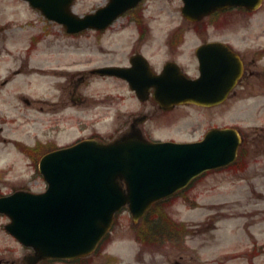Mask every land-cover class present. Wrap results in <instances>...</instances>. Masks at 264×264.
<instances>
[{"label":"flooded vegetation","instance_id":"af4514ba","mask_svg":"<svg viewBox=\"0 0 264 264\" xmlns=\"http://www.w3.org/2000/svg\"><path fill=\"white\" fill-rule=\"evenodd\" d=\"M12 1L23 5L28 13H39L29 0ZM107 1L103 0L83 13L74 10L76 0L70 1L69 7L83 17ZM150 1L153 0H137L104 27L73 32L67 31L62 22L41 16L46 23V26L40 27L41 31L46 37L50 36L49 40L46 39L49 58H54L56 53L62 55L64 51L92 52L94 49L100 55L111 52V41H105L104 36L113 29L112 33L128 34V37L121 36L118 44L124 46L119 50L127 49V52L122 57L123 61H113L110 54L105 55L104 59L96 55L91 59V56L81 57L85 60L83 62L73 58V61L59 67L55 64L19 66L13 71L14 75L24 72L30 76L46 72L50 78L48 97L30 93L26 95L22 89H14V93H19V103L25 109H31L34 120L46 122V132L34 133L31 142L19 143L22 151H26L28 164L38 167L41 157L47 152L81 140L107 142L133 134L151 141H196L212 128L231 126L228 122V106L231 102L240 103L238 108L243 114L242 118L246 117V112H249V118H260L264 111V0L259 5L251 0L246 3L178 0L174 13L158 17L147 14ZM124 2L120 0L118 3ZM186 3L191 7L207 6L210 9L199 17L190 18L182 12ZM21 8L13 5L9 13L14 16L5 14L6 22L21 21ZM29 16H25L24 21L31 24L36 34L31 33L25 45L28 53L35 50L33 44L40 34ZM19 27L17 32L25 29L23 25ZM10 36L11 40L15 39L13 33ZM5 37L2 36L0 42L3 40L6 43ZM63 41L65 50L55 52L58 46L63 45ZM4 43L0 44V52L5 50ZM203 46L207 48L201 50ZM231 51L237 56L240 66H229ZM132 56L138 57L137 60L131 62ZM24 67L28 68V72L21 69ZM108 67L115 68V71H100ZM10 81L2 80L1 86L5 87ZM188 93L206 105L186 101ZM251 130L252 133L261 132L262 126ZM19 189L30 190L19 186L1 192L0 196ZM164 214L163 209L156 206L145 211L142 216L146 220L145 230L156 232V237L145 243L134 240L135 247L138 244L142 247H161L171 241L176 242V245L191 247L183 244L184 238L197 233L207 234L208 229L204 225L195 224L192 228L191 225L160 222ZM15 226L7 214L0 212V264L120 262L116 254H110L108 245L104 244L105 239L88 255H40L38 249L17 238L12 231ZM134 230H137L136 227ZM207 246L203 242L199 248L191 247L194 254H190L189 264H223L225 259L222 256L204 255ZM144 260L139 257L136 261ZM161 262L158 260L153 264ZM170 263L180 264L177 261Z\"/></svg>","mask_w":264,"mask_h":264},{"label":"rangeland","instance_id":"374dc122","mask_svg":"<svg viewBox=\"0 0 264 264\" xmlns=\"http://www.w3.org/2000/svg\"><path fill=\"white\" fill-rule=\"evenodd\" d=\"M102 1L76 0L74 10L77 13H83ZM176 2L178 3V0L150 1L147 14L152 13L158 17L174 13ZM13 5L22 7L19 12L21 21L6 22L5 14L14 16L9 13L13 10L11 9ZM24 8L23 5L12 0H0V26H2L0 38L6 36L7 41L0 42V44L4 43L5 48L0 52V193L11 191L19 186L31 190L44 188V181L38 170L27 163V154L19 147V143L31 142L34 133L46 132V122L34 120L31 109H25L24 105L19 103L17 98L19 93H14V89H22L26 95L30 93L48 97L50 78L46 72L30 76L24 72L14 75L13 71L19 66L55 64L59 67L73 61V58L83 62L85 60L81 57L91 56L89 58L91 59L96 55L104 59L105 55L110 54L113 61H123L122 57L127 52V49L119 50L123 45L118 44L121 36L128 37V34L126 32L112 33L113 29L104 36L105 41H111L109 43L111 52H105L104 55L97 54L94 49L92 52L88 50L65 52L63 41V45L55 49V52L64 51L62 55L56 53L54 58H49L46 39L49 40L50 36L43 35L40 28L46 26V23L42 21L40 12L28 13ZM28 15L32 24H36L40 32L37 41L33 44L35 50L30 53L25 49V45L31 33L36 34V31L30 27L31 24L25 23L24 17L28 18ZM19 25L25 27L21 29V32H17L20 30ZM12 33L15 36L13 40L10 36ZM130 40L131 38L126 43ZM21 69L28 72L26 67ZM45 77L48 79L46 80ZM4 79L11 80L6 86L4 85L5 87L1 86V81ZM228 107L229 125L238 127L245 136L240 146L242 152L238 160L231 167L208 171L186 189L185 195L181 194L158 207L166 211L169 223L173 220L183 225L187 223L191 225L190 227L195 224L207 227V234L197 233L195 236H188L184 238L183 243L199 248L203 242H206L208 246L204 249L207 250L203 251L205 256L211 254L224 256L223 264H264V111L260 119L256 121L253 117L249 118V112L244 114L246 118L241 119L243 114L239 110V102H231ZM255 122L262 125L261 132L252 133L251 128L254 125L251 124ZM17 140L20 141L17 142ZM213 219H217L215 228H212L214 227ZM135 225L127 211L120 212L107 242L104 243L108 245L110 254L117 255L119 264H148V262L153 264L158 260L162 261L160 264H171V261L189 264L190 254H194L189 246L176 245V242L171 241L161 247H142L141 244L135 247L132 240ZM139 257L144 258L145 262H137Z\"/></svg>","mask_w":264,"mask_h":264},{"label":"water","instance_id":"95a60500","mask_svg":"<svg viewBox=\"0 0 264 264\" xmlns=\"http://www.w3.org/2000/svg\"><path fill=\"white\" fill-rule=\"evenodd\" d=\"M70 1L31 0L49 18L64 22L69 31L104 27L134 3L119 5L110 0L95 13L78 17L70 12ZM207 9L187 5L183 11L196 15ZM100 71L111 73L115 68ZM239 142L233 128L212 129L192 143L140 138L82 141L44 155L39 171L47 182L45 191L19 190L3 196L0 211L11 217L17 238L40 255L85 254L106 233L122 205H128L137 221L153 201L182 188L203 171L233 161Z\"/></svg>","mask_w":264,"mask_h":264},{"label":"trees","instance_id":"16d2710c","mask_svg":"<svg viewBox=\"0 0 264 264\" xmlns=\"http://www.w3.org/2000/svg\"><path fill=\"white\" fill-rule=\"evenodd\" d=\"M157 222H159V220ZM154 233H156V232H153L152 234L154 235ZM146 234H148V233L146 232ZM153 235H150V236L147 235V238H150V240H151V238H152ZM143 238H146V237L144 236Z\"/></svg>","mask_w":264,"mask_h":264}]
</instances>
